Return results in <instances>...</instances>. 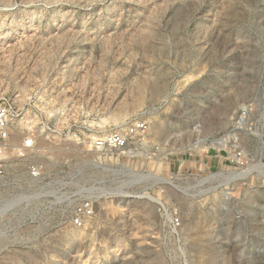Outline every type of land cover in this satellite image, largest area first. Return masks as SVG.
<instances>
[{
    "label": "rangeland",
    "instance_id": "374dc122",
    "mask_svg": "<svg viewBox=\"0 0 264 264\" xmlns=\"http://www.w3.org/2000/svg\"><path fill=\"white\" fill-rule=\"evenodd\" d=\"M2 95L50 191L31 220L0 214V264H264V0H0ZM133 119L148 128L126 156L79 131Z\"/></svg>",
    "mask_w": 264,
    "mask_h": 264
},
{
    "label": "built area",
    "instance_id": "2783aa9c",
    "mask_svg": "<svg viewBox=\"0 0 264 264\" xmlns=\"http://www.w3.org/2000/svg\"><path fill=\"white\" fill-rule=\"evenodd\" d=\"M23 108L17 107L9 96H0V179L11 178L10 186L3 189L7 195L0 196V214L7 211L24 213L25 220H31L38 212L36 202L49 193V185L44 181L41 166L35 161H25L37 151V131L35 127L28 128L23 137L16 142L11 138L15 135L16 122L23 119ZM75 125V124H74ZM73 125V126H74ZM42 131L51 135L55 130L51 122L41 124ZM72 125L65 128L70 133ZM147 124L141 119H133L123 129H103L102 127L86 124L85 121L79 131L87 141V147L99 153H118L125 155L127 148H132L131 141L140 140L147 132ZM135 148V147H133ZM8 150L14 152L12 158L3 157ZM236 162L244 164L243 151H234ZM126 156V155H125ZM132 157V156H131ZM15 159V162L11 163ZM15 163V164H14ZM59 203V202H56ZM31 210V211H30ZM93 204L90 199H83L74 203L70 222L75 227H81L93 215ZM160 215L170 221L173 228L179 225V212L176 207H167L159 204L157 208Z\"/></svg>",
    "mask_w": 264,
    "mask_h": 264
},
{
    "label": "crops",
    "instance_id": "0c3cea01",
    "mask_svg": "<svg viewBox=\"0 0 264 264\" xmlns=\"http://www.w3.org/2000/svg\"><path fill=\"white\" fill-rule=\"evenodd\" d=\"M187 169L189 168H196L199 167L201 164H205L206 166L213 167L215 164H217V160L214 158H208V159H202V160H195V159H190L188 163H182L181 166H185Z\"/></svg>",
    "mask_w": 264,
    "mask_h": 264
},
{
    "label": "bare ground",
    "instance_id": "6f19581e",
    "mask_svg": "<svg viewBox=\"0 0 264 264\" xmlns=\"http://www.w3.org/2000/svg\"><path fill=\"white\" fill-rule=\"evenodd\" d=\"M137 150H138L137 147H135L134 149L129 147L125 150V155H129L131 151H137Z\"/></svg>",
    "mask_w": 264,
    "mask_h": 264
}]
</instances>
